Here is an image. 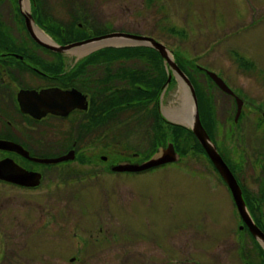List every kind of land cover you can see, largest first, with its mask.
Returning <instances> with one entry per match:
<instances>
[{"label": "rangeland", "instance_id": "obj_1", "mask_svg": "<svg viewBox=\"0 0 264 264\" xmlns=\"http://www.w3.org/2000/svg\"><path fill=\"white\" fill-rule=\"evenodd\" d=\"M62 2L37 1L38 6L43 5L44 19L46 16L51 22L52 18L55 23L53 28L47 25V33L35 22L39 32L52 42L61 39L58 33L69 22L67 13L71 12L94 28L148 37L164 46L172 63L191 80L201 127L207 132V127L210 129L222 154L233 163L246 158V176L256 177L249 170L248 160L257 158L250 154L257 156L258 151L249 150L246 155L238 151L248 150L250 142L258 145L253 139L252 122L259 121V116L255 112L254 116L245 114L244 119L252 122L240 127L238 121L235 128L233 98L224 95L204 69L216 73L242 98L264 105V0H77L75 6H70L72 11H66ZM33 4V0L24 2L32 12ZM4 9L0 18L5 27L2 36L11 38L15 29L11 21L17 14L10 13L7 6ZM75 29L81 30L78 26ZM25 32L19 34L23 40L30 39ZM112 43L118 45L112 47L119 48L136 45L120 41L89 45L66 54V64L72 68L83 57L111 48ZM131 56L125 58L119 72L143 70L141 60ZM191 102L185 86L173 74L160 100L170 126L157 121L150 127L146 122L144 127L148 128L135 127L129 137L120 138L110 131L109 124L88 126L83 119L75 120L71 135L76 139L78 132L84 133L77 148L80 165L74 161L39 166L43 180L34 188L0 183V264H158L168 259L166 253L180 254V248L183 258L189 250H202L214 264H238L236 251L241 244L236 211L202 146L198 141L192 143L186 117ZM147 104L145 97L142 105ZM149 106L144 113L139 112L142 117L152 113ZM212 111L218 126L211 125ZM10 115L7 129L3 124L0 132L20 139L18 127L28 129L25 127L31 128L32 124L24 118L13 120ZM184 115L182 124L178 119ZM160 128L164 129L165 140L175 144L180 153L178 162L141 173L110 171L109 167L118 166L113 160L126 159L128 154H138L129 157L133 163L150 158L155 140L146 133ZM50 145L52 150L51 141ZM85 151L109 156L112 163L102 162L101 157H83ZM241 242L250 253L248 239ZM191 258L198 261L200 257L191 254ZM191 258L182 264L207 263Z\"/></svg>", "mask_w": 264, "mask_h": 264}, {"label": "flooded vegetation", "instance_id": "obj_2", "mask_svg": "<svg viewBox=\"0 0 264 264\" xmlns=\"http://www.w3.org/2000/svg\"><path fill=\"white\" fill-rule=\"evenodd\" d=\"M33 3H34L33 10H34L35 0H33ZM5 6L8 7L10 13L17 14L18 12L20 17L22 18V15L20 14L19 11L18 0H9L8 2H5ZM3 12H5V9L3 11L0 10V15L4 14ZM31 13L33 19L36 22V25L39 26L35 15L33 14L32 11ZM11 22L13 28H15L13 30L11 38L6 34H3L2 36V28L5 27L4 26L2 28L0 27V126H3L4 124L3 127L7 129V125L5 124L7 123L6 119L11 118L10 113L13 116V120L16 117L20 119L24 118L30 124H32V126L31 128H29V126L24 123V125L28 126L25 128L31 130L18 127L19 129L18 135L20 139H14L12 137L8 138L2 132H0V139L8 140L19 145L24 151L28 153L30 158H35L39 160L57 159L62 156L72 154L73 159L70 161L60 162L55 165H44L33 161H28L24 157L16 153L0 151V155L2 156V157L0 156V161L11 160L22 169L40 175L42 182L43 180V176L41 172L42 170L39 169V166H60L64 164L73 163L74 161H77L78 165H80V161H81L79 155L80 152L77 151V148L79 150V147H81L79 143L84 133L78 132V137L72 141L69 138L72 127V124L70 122L71 116L73 113H77L78 110L73 111L72 113L66 116L47 113L40 119H35V118L33 119L30 116H26L20 112L21 110L17 102V94L21 90H32L35 91L36 93H39L42 90H49V89L59 90L61 92L70 91L71 89H76L74 88V86L76 85L77 82L80 81V78H78L79 73L86 72L87 69L91 67L90 64L93 62L95 63L96 66H98L97 64H99L101 60L94 61L93 59L94 58L98 59V57L96 56L91 57L92 55H89L80 59L79 62L81 63L77 62L80 64L79 67L74 66V68L71 69L69 67V64H66L69 61L67 60L68 56L66 54H68L69 52L55 56L53 54L54 52L42 48L32 40H23L21 38V35L19 34L22 32V20L19 19V16L15 15V20L12 19ZM0 25H1V21H0ZM50 25L52 24L50 23ZM77 26L81 28L83 31L87 32L88 37L86 39L74 40L70 43H65V42L59 43L56 41L57 45L65 47L70 44H74L76 42L90 40L92 38L97 37L92 33L91 30L92 23H89L88 21L85 22L80 21L79 23H77ZM62 29L65 30V27ZM16 33H17V37L14 36V34ZM86 47L87 46H84L82 48H86ZM40 48L47 50L52 54H45L40 50ZM77 71H79V73H77ZM234 92L237 97L243 100V104H242L243 110L242 112H240L238 118L236 119V114H237V106L235 109L236 98L234 96L228 95L233 98L232 100L234 106L233 125L235 128H237L238 121L240 127L241 124L246 126L247 124L252 122L244 119L245 114H251L252 116H254V114L252 113L255 112L259 116L258 117L259 121L252 122L254 123L252 128L255 131V136L253 139L255 143H258V145L255 146L250 142L248 144L250 146H247L249 147L248 150L238 151L239 155L240 154L246 155V152L249 150L252 152L258 151L257 156H255L253 153L250 154L253 156V158L255 157L257 158L253 160H248L250 162L249 170L254 171L253 176L256 175V177L255 176L252 177V175L246 176L247 174L246 171L244 170V166L245 168L247 166L246 158L237 160V163H233L232 160L226 158V156L222 154L221 149L219 148V146H217L215 140L212 137V134L210 133V129L207 127L208 135L212 140V142L214 143V145L217 146L216 148L220 158L222 159L223 163L227 166L236 184L238 185L243 202L250 214V218L252 219L254 224L258 227V229H260V231L264 234V218H262L264 214V105H262L261 103L254 104L251 101H249L246 98V96L245 98H242L241 93H239L236 89H234ZM83 94L87 96V107L85 110L82 111L85 115L90 113L89 112L90 101L88 95L86 93ZM210 119L213 123L211 125L218 126L217 118L215 117V114H213V111L211 113ZM83 120L87 122L89 121V119L86 117H84ZM116 136L118 137L117 134ZM50 141L53 143L54 146L52 150H51ZM240 143L244 145V141ZM85 152L82 153L83 157L94 160H97L101 157V159L103 158L101 160L102 162H107L108 164L112 163V160L109 156H99L98 154H93V152H88V153ZM134 154L132 156H130L131 154H128V157L126 159L124 158L122 160H113V162L114 164H118L121 162L133 164V162L129 161V157L133 158L135 156ZM213 172L217 173L214 168H213ZM219 179L222 181L220 176ZM0 183H4V182L0 181ZM4 184L14 186L12 184H7V183ZM223 185H225V187L227 188L228 194L231 198L232 197L231 192L229 191L228 187L224 182ZM232 203L234 206L233 209L236 211L235 215H236V220L238 222L237 223L239 229V231H237L238 241L241 244L236 251L238 255L237 257L238 264H264V255L262 253V251L264 250V244L256 240L253 237V235L248 231L247 226L244 224V222L242 221V219L240 218L237 212L233 200ZM247 239L249 241V243L247 244L251 245L252 247L250 248V253L246 251V246H243L241 242L244 241L246 243ZM176 241L179 243L181 242L178 240ZM186 244L187 243H184V245ZM181 250L183 249L180 248L179 250L181 255L174 251H171L168 254L166 253L165 255H168L167 256L168 259L167 260L162 259V261L158 260L159 261L158 264H170V263L182 264L185 261V259L191 258V254H197V256L200 257L198 258V261H196L195 258H191V260L195 262H199V260H203L207 262L206 264H214V262L211 259L208 260L206 258V255L202 252V250H199L198 253L189 250V252L187 253L188 255H186L185 258L182 257L183 253L181 252ZM179 255L181 258L179 257ZM153 263L157 264L156 262Z\"/></svg>", "mask_w": 264, "mask_h": 264}, {"label": "trees", "instance_id": "obj_3", "mask_svg": "<svg viewBox=\"0 0 264 264\" xmlns=\"http://www.w3.org/2000/svg\"><path fill=\"white\" fill-rule=\"evenodd\" d=\"M8 1L9 0H0L1 11H3V8L5 7V2ZM37 1L38 0H35V9L33 10V14L36 17L39 26H43L47 33H50V29L47 28V25H49L50 28H53L55 23L52 21V18L51 22L46 21V16V19H44V16L41 12V8H43V5L41 6L40 4L38 6ZM60 1L62 2L63 0ZM76 1L77 0H75L74 2H72V0H65L64 2H62V5H65V10L67 11L68 8L70 9V6H75L77 4ZM79 4H82V2H80ZM70 10L72 11V9ZM35 12L37 13V15ZM67 15L69 16V22L65 26V30L62 29L63 32L62 30L59 31L58 34L61 39H56V41L59 43H70L74 40L86 39L88 37L86 31H83L82 29H75V26H77L80 18L75 15L73 16L71 12L67 13ZM17 16H19V19L22 20V31L25 32L23 19L20 17L18 12ZM0 18H2V15H0ZM50 23L52 25H50ZM6 24L7 23H5V25ZM0 27H3L2 23ZM94 27H92L91 30L95 36H101L107 33H111L110 31L103 28L96 27L98 28L96 29ZM76 31H81V34L77 35L78 33ZM25 34L27 36L26 32ZM21 38L23 39L22 35ZM40 50L45 54H52L47 50L41 48ZM53 54L57 56V54ZM133 54L135 59L141 60L143 70L125 71L122 69L123 72H119V68L121 66V68H123L125 62L127 61V59L125 58L132 57L131 55ZM94 56L98 57V59L94 58V61L101 60V62L97 64L98 66H96L94 62V65L93 63H91V67H89L86 72L79 73V71H77V73H79L78 78H80V81L77 82L74 86V88H76L77 90H80L81 92L88 95L90 101V113L85 115L82 111L73 113L70 120L71 124L75 120H82L84 119V117H86L89 119V121L87 122L88 126L100 127L102 123H105L107 125L109 124L110 131L115 132L113 134L115 136L117 134L118 136H120V138L129 137L135 127L143 129L146 122H149L146 123V125L150 127L153 126L155 122L157 123V121H162L164 124L169 125L164 122L158 111V104L160 99L159 93L161 87L166 82L168 66L163 65V61L157 51H155L153 48L145 46L130 47L118 50L108 48L96 52L91 57ZM118 57L120 58L118 59ZM116 58L118 59L117 61ZM79 63L75 64L74 66L79 67ZM74 66L71 69H73ZM140 96H142V98L138 99ZM145 97H147L148 104L143 106V99ZM149 104H151L152 113L150 112V115L147 114V117H142L139 112L142 110L143 113L147 111V108L150 107ZM140 116L143 119H141ZM138 117H140L139 120L141 119L140 121L138 120L139 122L135 120V118ZM75 126L71 127V133H73V129H75ZM144 128L148 127L145 126ZM163 130L164 129L160 128L157 131H154V133H146L148 137L153 136V139L155 140V146L165 141L166 135ZM190 138L192 140V143L197 142L194 136L191 135ZM70 139L71 141L74 140V137L71 134Z\"/></svg>", "mask_w": 264, "mask_h": 264}, {"label": "water", "instance_id": "obj_4", "mask_svg": "<svg viewBox=\"0 0 264 264\" xmlns=\"http://www.w3.org/2000/svg\"><path fill=\"white\" fill-rule=\"evenodd\" d=\"M18 5L20 12L23 14L25 18V25L29 33V36L38 45L54 52L63 53L75 48L86 46L88 44H97L99 42L111 41V40L143 44L156 50L160 54V56L165 60L171 72L175 76H177V78L185 86V90L189 94L190 98L194 101L193 103L191 102V106H190L191 119L189 123L190 124L189 129L191 130L197 141L201 144L202 148L206 152L208 158L212 161L213 165L217 169L221 178L225 181V183L229 187L232 197L236 203V206L243 221L247 223L249 229L252 231L254 236L257 237L259 240L263 241L261 239L263 238L262 234L261 233L258 234V232H256L254 225L249 219L238 186L236 185L232 175L230 174V172L222 162L221 158L218 156L217 151L214 145L211 143L205 130L201 127L199 123V117L197 115V105L195 102L196 97L190 81L188 80L186 75H184L177 68V66L174 63H172L164 46L158 44L153 39L148 37H142V36H136V35H130L124 33H114V34L104 35L98 38H93L91 40L70 44L65 47H59L54 43H50V44L45 43L41 39H39L33 28V20L24 6V0H18ZM208 75L214 81L215 85L218 88H220L225 93H230V91L227 89L224 83L216 75L209 72ZM169 79L170 77L168 78V82ZM17 102L19 104L22 113L27 114L35 119H40L47 113L66 116L75 110L83 111L87 107V102L85 100V97L76 90L61 92L59 90L49 89V90H42L39 93H36L35 91L32 90H21L17 94ZM241 106H242V102L237 100L236 119L240 114ZM0 150L10 151V152L14 151L18 154L24 155L26 158L28 157L26 153H23L21 151L20 147L7 141L0 140ZM69 155L67 157L58 158V159L39 160V162L43 164H56L64 160L73 159L72 154ZM179 160H180V156L176 153L173 144L167 143L165 147H160V148L158 147L155 150V152L152 154V156L148 160L142 162L141 164H134V165L120 164L118 166L112 167L111 169L115 172L140 173L161 167L166 164L176 163ZM33 175L34 174L26 173L24 170L17 168L16 166H14V164H11V162L8 161L0 162V179L2 180L10 181L19 186L34 188L35 186L39 185V178L37 175L34 176Z\"/></svg>", "mask_w": 264, "mask_h": 264}, {"label": "bare ground", "instance_id": "obj_5", "mask_svg": "<svg viewBox=\"0 0 264 264\" xmlns=\"http://www.w3.org/2000/svg\"><path fill=\"white\" fill-rule=\"evenodd\" d=\"M27 7V6H26ZM34 29H35V32H36V34H37V36L39 37V39H41L43 42H45V43H51V40L42 32H39L38 30H37V28H35L34 27ZM45 31V30H44ZM113 42H119V41H113ZM121 42V41H120ZM106 43H108V42H104V43H102V44H106ZM102 44H100V45H102ZM112 44H114V45H111V47L112 46H118V45H115L116 43H112ZM119 44V43H118ZM99 45V44H98ZM127 45H129V44H127ZM108 46V45H107ZM110 46V45H109ZM120 47H122V46H120ZM190 106H191V103L188 105V115L186 116V117H188V121H189V123H190V119H191V117H190ZM185 113V112H184ZM183 118H185V115H184V117H182V118H179L178 119V121H180L182 124H184L185 123V120L183 119Z\"/></svg>", "mask_w": 264, "mask_h": 264}]
</instances>
